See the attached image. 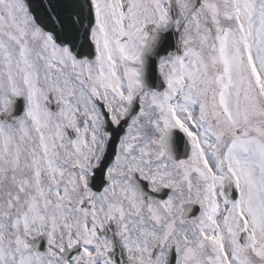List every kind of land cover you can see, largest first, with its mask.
<instances>
[{"label":"snow or ice","instance_id":"1","mask_svg":"<svg viewBox=\"0 0 264 264\" xmlns=\"http://www.w3.org/2000/svg\"><path fill=\"white\" fill-rule=\"evenodd\" d=\"M0 264H264V0H0Z\"/></svg>","mask_w":264,"mask_h":264}]
</instances>
